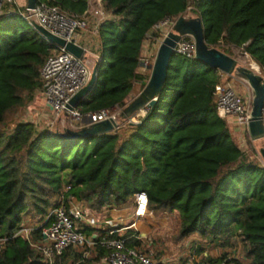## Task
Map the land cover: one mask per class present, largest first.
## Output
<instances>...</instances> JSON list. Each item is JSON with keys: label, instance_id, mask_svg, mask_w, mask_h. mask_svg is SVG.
Here are the masks:
<instances>
[{"label": "trees", "instance_id": "trees-1", "mask_svg": "<svg viewBox=\"0 0 264 264\" xmlns=\"http://www.w3.org/2000/svg\"><path fill=\"white\" fill-rule=\"evenodd\" d=\"M101 2L111 17L98 26L97 75L78 105L83 113L124 106L135 85L144 87L149 74L138 69L147 35L189 6L207 44L226 54L242 48L264 76V0ZM51 4L77 16L89 7L88 0ZM24 9L6 5L0 14V264H46L27 238L14 235L28 214L38 218L37 240L49 211L69 195L100 211L125 205L138 192L146 194L148 212L177 213L176 241L196 234L204 244L225 246L235 233L249 264H264V163L240 148L231 122L217 114L221 72L174 51L155 104L136 122L122 119L111 132L84 137L28 120L10 126L8 115L41 90L40 69L56 49L22 17ZM92 229L99 230L81 231L92 236ZM124 237L140 248V238L129 231ZM95 251L99 258L108 252L99 245ZM226 254L206 256L202 264H218ZM62 256L54 264H64Z\"/></svg>", "mask_w": 264, "mask_h": 264}, {"label": "built area", "instance_id": "built-area-1", "mask_svg": "<svg viewBox=\"0 0 264 264\" xmlns=\"http://www.w3.org/2000/svg\"><path fill=\"white\" fill-rule=\"evenodd\" d=\"M89 7L80 16L70 15L51 4V0H37L33 9L25 5V9L20 12L22 17L33 27V23L41 26L49 33L73 42L83 50V58L80 59L71 52L56 43L51 42L41 35L48 42L55 45L56 49L44 62L40 69L42 88L40 90L45 106L48 108L47 119L48 129H53L60 115L64 112L71 129L77 130L83 126L103 121L113 120L118 124L122 109L126 106H116L104 108L99 111L83 113L80 108H67L72 96L84 87L90 80L94 65L86 59L94 46L92 42L83 43V37L87 33L98 39V26L100 22L111 17L105 11L101 0H88ZM17 4L16 0H0V14L3 13L6 5ZM170 19H165L154 27L159 28ZM151 33L145 39L148 44ZM175 51L187 57L195 56V42L192 36L183 35L177 41ZM96 54L94 57L96 58ZM142 66L148 67L150 64L141 58ZM230 74L221 72L220 81L215 85L216 111L219 117L226 118L239 127L247 129L250 119L251 104L244 100L235 90ZM223 78V81H222ZM145 108L134 113L128 122H136L137 116L145 113ZM119 126V124H118ZM133 218L134 220L125 228L135 227L136 220L148 214V201L144 192H138L134 197ZM106 226V236L99 239L97 235L87 236L81 231L84 226L99 227ZM119 227L116 223L108 219L88 213L85 205L75 201L71 195L47 214L45 223L40 227V238L33 239V228L24 227L23 224L14 235H23L28 239L32 248L41 254L46 264H54L55 257L62 255L69 247L95 248L97 245L108 250L102 257L105 264H154L151 256L137 246H128L124 234L117 233ZM136 238H139L136 235ZM4 240V239H3ZM202 264V263H201ZM218 264H238L233 258L225 259Z\"/></svg>", "mask_w": 264, "mask_h": 264}, {"label": "water", "instance_id": "water-1", "mask_svg": "<svg viewBox=\"0 0 264 264\" xmlns=\"http://www.w3.org/2000/svg\"><path fill=\"white\" fill-rule=\"evenodd\" d=\"M37 0H26V7L33 9ZM33 28L41 35L46 37L53 43L65 47L76 57L82 59L84 50L73 42L65 41L59 38L41 26L33 23ZM183 35H190L195 42L194 58L205 63L206 65L217 69L218 71L233 75L240 80L246 82L251 89V111L250 119L247 124V132L251 140L256 141L264 138V76L259 72L253 71L252 67L238 64L237 60L232 56L224 53L218 48L206 43L203 24L201 18L185 19L179 16L173 25L172 31L168 32L162 39L157 49L154 61L148 66L150 69L149 77L140 91L121 111L120 118L126 120L134 113L145 107H152L155 104L156 96L161 91L163 83L166 79L169 59L175 51L177 41ZM97 75V65L92 69L89 82L76 92L70 99L67 108L77 107L80 101L86 97L92 89ZM118 128V124L113 120H103L88 126H83L77 130L65 128V136H94L108 133ZM259 154L264 163V146L260 147Z\"/></svg>", "mask_w": 264, "mask_h": 264}, {"label": "rangeland", "instance_id": "rangeland-1", "mask_svg": "<svg viewBox=\"0 0 264 264\" xmlns=\"http://www.w3.org/2000/svg\"><path fill=\"white\" fill-rule=\"evenodd\" d=\"M16 2L18 3L19 6L26 5V0H16ZM180 16H183L185 19L197 17L192 11L191 6H189L187 10ZM177 18L170 19L169 21H167V23L161 25L159 28H156L155 30L152 31L150 35V39L148 40V44H147L148 51H146V53H144V55L142 56V58L146 60L148 64L151 65L153 63L157 49L159 47V44L161 43L163 37L168 32L172 31L174 22ZM22 25L24 27L29 26V24L26 21H22ZM225 50L226 52H228L230 56H232L233 58L237 60L238 64L245 65L248 67L250 66L248 62L244 61V57L247 54L243 52L242 48L231 46ZM249 59L251 58L249 57ZM149 73H150V69H149L148 74ZM260 73L262 74L261 70H260ZM229 79L232 81V84L236 92L244 100H246L248 103L251 104L252 95H251V89L249 85L235 76H230ZM222 81H223V78H222ZM140 91H139V85H135V90L133 91L131 97L127 100L126 105L134 97H136L140 93ZM48 116H49V112L46 111V109L44 108V103H43L40 91L38 90L34 93V96L31 100H28L22 107L15 109L13 113L8 115L7 122L11 126L13 123L19 120H32L35 122L34 124L38 128H44V127L46 128ZM60 117L61 119L57 121V123H55L54 126L52 127L53 130L54 129L63 130V127L70 128L68 119L65 116L64 112L61 113ZM117 121H118V124H121L122 118L118 117ZM231 124H232L231 130L233 132V136L237 144L240 146V148L250 158L255 159L259 162H263L259 154V149L260 147L264 146V138L253 141L250 139L247 129L243 127H239L233 122H231ZM122 207L129 208V211H131V209H133V200H130L129 202H127L125 206L122 205ZM93 211L97 213L99 212L96 210H93ZM158 211H159L158 214L153 215V217H151L154 221L150 222L151 224L150 225L147 224V227H145L146 229L149 228L150 237L146 236L145 238L142 239L143 249H146L147 251L150 252L154 250L156 245L158 246L160 244L163 247V249L169 250L170 248L172 252H175L177 251L178 248L172 247V246H173V243L176 242V235H177V228H178V215L174 211L173 212L167 211V210H158ZM37 219L38 218L37 216L34 215V213L33 214L30 213L24 218V221L22 222V224L24 227L32 228L33 226L38 224ZM137 229H138L137 230L138 232L142 230L140 226H137ZM155 237H157L158 241L155 240ZM183 245L185 249H188V245L187 244L185 245V242H183ZM240 251H242V254H244L243 247H241ZM243 264H249L248 260L245 259L243 261Z\"/></svg>", "mask_w": 264, "mask_h": 264}, {"label": "crops", "instance_id": "crops-1", "mask_svg": "<svg viewBox=\"0 0 264 264\" xmlns=\"http://www.w3.org/2000/svg\"><path fill=\"white\" fill-rule=\"evenodd\" d=\"M83 41H84L83 43L85 42L94 43V46L91 49L92 54H88L86 57V59L90 62V64L94 65L96 59L98 58L99 41L96 37L91 36V33H87L86 36L83 37ZM147 48L148 45L147 43L144 42L141 56H143L144 53L148 51ZM94 54L97 55L96 58L94 57ZM138 71L140 73H145V72L147 73V71L149 72V69L147 66L144 67L142 66V64H140ZM44 108L46 109V111H48V108L45 106V103H44ZM28 121H32V120H28ZM32 122L35 123L34 121ZM65 128L67 127H63V130ZM75 201L78 200L75 199ZM83 204L85 205V208L87 209L88 213L99 217V219H108L116 223L117 226L119 227V230L117 232L118 234H125L127 231H129L132 234V236L135 237L137 234H139V238L141 239L140 249L144 250L145 253L151 256L154 264H201L203 262L202 260L204 257L206 256L217 257L222 253H227L226 254L227 259L233 258L239 261L241 264H243V261L246 259L245 255L242 254V251H240L242 247V243L239 240L238 235L235 233L228 238V242H227L228 244H226L225 246H219L215 244L214 245L204 244L205 241L203 239H201L196 234H193L184 240L176 241L175 243H173L172 247L178 248L177 251L175 252H172L170 248L169 250L163 249V247L160 244L158 246L156 245L154 250L149 252L146 249H143L142 239L145 238L146 236H149L150 230L149 228L146 229L145 227H147V224L150 225L151 224L150 222L154 221L151 217H153V215L158 214L159 211L148 212L146 216L140 217L136 220L135 227L126 229L125 227L128 226L134 220L133 209L129 211V208L120 206L113 208H104L97 213L88 209L85 203ZM133 207H134V202H133ZM137 226H140L142 228L140 232L137 231L138 230ZM32 228H34V226ZM96 228H98L99 230L92 229L93 232L92 236L97 235L98 233L99 234L103 233V231L106 229V226L101 224L99 227ZM155 240L158 241L157 237H155ZM183 242H185V245L186 244L188 245V249L184 248ZM62 255L61 256L63 257L64 264H71L73 262L74 264H79L82 262L84 264H105L102 262L103 256L99 258L97 252L95 251V248L85 249L82 247H69L63 252Z\"/></svg>", "mask_w": 264, "mask_h": 264}, {"label": "bare ground", "instance_id": "bare-ground-1", "mask_svg": "<svg viewBox=\"0 0 264 264\" xmlns=\"http://www.w3.org/2000/svg\"><path fill=\"white\" fill-rule=\"evenodd\" d=\"M244 61H246V62H248V64H250L249 67H252L254 72H256V73L260 72L259 66L256 65L251 59H249V57L247 55L244 57Z\"/></svg>", "mask_w": 264, "mask_h": 264}]
</instances>
